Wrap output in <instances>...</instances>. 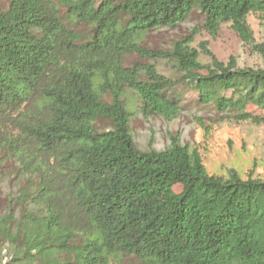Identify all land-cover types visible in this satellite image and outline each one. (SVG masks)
<instances>
[{"label": "trees", "instance_id": "obj_1", "mask_svg": "<svg viewBox=\"0 0 264 264\" xmlns=\"http://www.w3.org/2000/svg\"><path fill=\"white\" fill-rule=\"evenodd\" d=\"M192 15L199 24L168 49L141 46ZM249 15L264 17V0H9L0 9V264H264V178L209 175L175 136L162 150L136 148L124 99L138 98L145 119L172 122L191 89L212 123L264 124V68L221 62L207 42L192 47L201 31L215 38L229 25L264 58ZM131 54L167 60L177 79L126 65ZM96 119L110 129L97 132Z\"/></svg>", "mask_w": 264, "mask_h": 264}, {"label": "rangeland", "instance_id": "obj_2", "mask_svg": "<svg viewBox=\"0 0 264 264\" xmlns=\"http://www.w3.org/2000/svg\"><path fill=\"white\" fill-rule=\"evenodd\" d=\"M103 0H98V2ZM9 0H0V9L5 10ZM256 44H264V17L249 15L247 17ZM199 24L197 15H192L185 24L174 31H155L147 34L142 47L153 50H166L170 44L187 35L188 30ZM83 29V28H82ZM207 42L213 55L221 62L234 58L238 67L264 68V58L241 44L229 25L222 26L215 38L201 31L192 44L199 50V45ZM126 65H149L156 67L157 72L167 79L175 80L177 75L172 64L167 60H150L136 54L128 55ZM200 62L206 64L207 57L200 55ZM181 116L172 122L160 118H143L139 113V99L130 93L125 96L126 111L129 116V132L136 148L140 150H162L170 141V136L178 138L180 143L188 144L199 153L203 166L209 175L225 176L233 169L242 179L264 178V124L255 125L249 122L212 123L213 115L198 107L197 95L191 89L184 90ZM248 111L259 114L252 107ZM93 127L97 132L110 129L106 119H96ZM6 169V167H5ZM0 169V171H6ZM180 191L179 186L174 192ZM8 178L0 175V214L6 209ZM6 262V259H4ZM120 264H134L123 260Z\"/></svg>", "mask_w": 264, "mask_h": 264}]
</instances>
